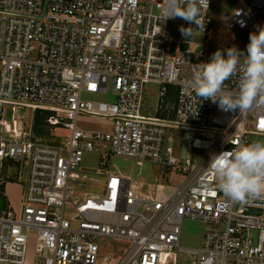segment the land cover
<instances>
[{
  "label": "built area",
  "instance_id": "2783aa9c",
  "mask_svg": "<svg viewBox=\"0 0 264 264\" xmlns=\"http://www.w3.org/2000/svg\"><path fill=\"white\" fill-rule=\"evenodd\" d=\"M213 3L204 34L214 23ZM166 7L168 0H0L1 196L10 167H27L21 210L5 204L0 211V263L26 264L34 231L35 264H180L183 254L189 264H264V197L232 203L213 190L209 170L213 155L264 139V104L224 112L196 97L191 78L210 57L202 51L203 61L193 62L191 41L169 35V20L196 26L164 20ZM236 10L224 25L252 32L264 26V0H237ZM111 83L113 100L83 97L107 95ZM148 83L159 86L155 116L143 112ZM226 85L237 91L235 80ZM24 108L34 117L49 111L46 126L69 135L45 141L34 121L18 117ZM87 117L109 129L80 128ZM177 129L212 136H193V151L205 152L199 162L195 155L176 157L169 131ZM89 153L100 156L101 168L82 166ZM112 157L159 164L184 180L144 194L108 168ZM88 174L105 178L104 193H76ZM186 220L210 225L201 246L181 245ZM102 238L128 247L117 258L102 257Z\"/></svg>",
  "mask_w": 264,
  "mask_h": 264
},
{
  "label": "rangeland",
  "instance_id": "374dc122",
  "mask_svg": "<svg viewBox=\"0 0 264 264\" xmlns=\"http://www.w3.org/2000/svg\"><path fill=\"white\" fill-rule=\"evenodd\" d=\"M237 0H214L213 6L210 8L211 16L214 19L213 26L210 28L208 34L196 33L194 36L188 38L191 41L190 49L192 51L191 60L193 62H202L203 58L197 56L202 51H207L209 57L218 49H226L232 46H236L242 51L246 52V46L249 42V34L252 31L241 30L235 27L231 28L224 25L236 10ZM166 29L170 36L174 40L179 41L185 37L180 32L181 22L177 20H169L166 24ZM186 39V38H185ZM177 43L172 44V53L175 52ZM112 83L109 87V94L107 95H91L84 94V98L94 101H109L113 100L115 95L112 92ZM159 86L154 83H148L145 85L144 94V106L143 112L146 115H156L157 95ZM172 98H175V93H172ZM13 116L12 108L9 109L7 119L11 120ZM19 118L27 119L28 123L34 121L35 117L33 111L24 108L20 109L18 113ZM78 125L82 129L86 130H107L109 126L101 118L87 117L78 121ZM36 130V129H35ZM69 131L66 129H54L46 126V133L41 135L45 141L51 143H58L64 140ZM169 135L174 139L175 155L177 158L181 156L186 157L188 155H195V162H199L205 153L202 150L193 151L191 142L194 135H200L203 137H212L209 134H197L192 132H186L184 130L169 131ZM168 137V135H167ZM100 156L95 153L86 154L82 166L87 169H99L102 167L100 163ZM108 168L111 171L120 172L121 174L130 177L133 182L140 186V191L144 194H153L157 191L159 185L166 186H178L184 180V175L178 173L175 170H168L159 164L144 162L141 166L137 164L135 160L125 159L120 157H112L109 162ZM9 194L17 202H20L23 192V185L27 178V167L23 165H16L10 167L9 174ZM86 186L78 187L77 194L84 195L85 193H104L105 192V178L88 174V178L85 180ZM73 210L71 208L66 209V216H70ZM208 224L186 220L182 226L181 233V245L184 247H197L201 246L204 239L205 232L209 229ZM37 246V233H30V242L28 245V253L26 255V264H35ZM101 255L102 257H118L128 247L127 243L118 242L110 238L100 239ZM180 264H189V258L183 254L179 258ZM5 264V263H0Z\"/></svg>",
  "mask_w": 264,
  "mask_h": 264
},
{
  "label": "clouds",
  "instance_id": "9594fccd",
  "mask_svg": "<svg viewBox=\"0 0 264 264\" xmlns=\"http://www.w3.org/2000/svg\"><path fill=\"white\" fill-rule=\"evenodd\" d=\"M210 0H168L163 19L177 17L196 27H180L186 38L203 33ZM235 80L237 91L226 82ZM189 87L201 100H210L224 112L244 113L264 104V26L249 34L246 52L236 46L218 49L194 72ZM264 135V133H262ZM210 174L218 191L232 203L264 197V139L241 144L213 155Z\"/></svg>",
  "mask_w": 264,
  "mask_h": 264
},
{
  "label": "trees",
  "instance_id": "16d2710c",
  "mask_svg": "<svg viewBox=\"0 0 264 264\" xmlns=\"http://www.w3.org/2000/svg\"><path fill=\"white\" fill-rule=\"evenodd\" d=\"M50 115L49 111L38 110L35 114V129L38 135H44L46 133V124L45 120Z\"/></svg>",
  "mask_w": 264,
  "mask_h": 264
},
{
  "label": "crops",
  "instance_id": "0c3cea01",
  "mask_svg": "<svg viewBox=\"0 0 264 264\" xmlns=\"http://www.w3.org/2000/svg\"><path fill=\"white\" fill-rule=\"evenodd\" d=\"M173 99V98H172ZM9 185H10V182L8 183L7 187H6V205L7 204H11L13 206V208L16 210V211H20L21 210V205H20V202L17 203L12 197L11 195L9 194Z\"/></svg>",
  "mask_w": 264,
  "mask_h": 264
},
{
  "label": "water",
  "instance_id": "95a60500",
  "mask_svg": "<svg viewBox=\"0 0 264 264\" xmlns=\"http://www.w3.org/2000/svg\"><path fill=\"white\" fill-rule=\"evenodd\" d=\"M188 46H189L188 43H184V46H183V47H184V49H187ZM4 205H5V198H4L3 196L0 195V211L3 210Z\"/></svg>",
  "mask_w": 264,
  "mask_h": 264
},
{
  "label": "snow or ice",
  "instance_id": "6c2138e0",
  "mask_svg": "<svg viewBox=\"0 0 264 264\" xmlns=\"http://www.w3.org/2000/svg\"><path fill=\"white\" fill-rule=\"evenodd\" d=\"M261 127H264V121H261Z\"/></svg>",
  "mask_w": 264,
  "mask_h": 264
}]
</instances>
